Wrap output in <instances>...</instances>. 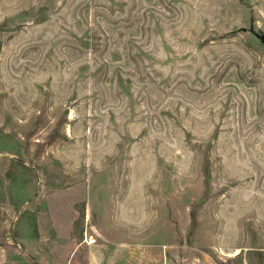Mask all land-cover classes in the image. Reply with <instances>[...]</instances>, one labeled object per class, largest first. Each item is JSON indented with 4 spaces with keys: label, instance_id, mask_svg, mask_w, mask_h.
Returning a JSON list of instances; mask_svg holds the SVG:
<instances>
[{
    "label": "rangeland",
    "instance_id": "rangeland-1",
    "mask_svg": "<svg viewBox=\"0 0 264 264\" xmlns=\"http://www.w3.org/2000/svg\"><path fill=\"white\" fill-rule=\"evenodd\" d=\"M0 264H264V0H0Z\"/></svg>",
    "mask_w": 264,
    "mask_h": 264
}]
</instances>
